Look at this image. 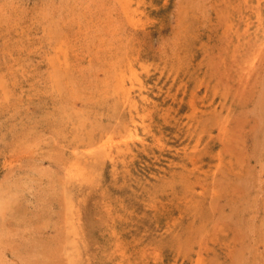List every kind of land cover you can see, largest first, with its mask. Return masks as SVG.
<instances>
[{
  "label": "rangeland",
  "instance_id": "1",
  "mask_svg": "<svg viewBox=\"0 0 264 264\" xmlns=\"http://www.w3.org/2000/svg\"><path fill=\"white\" fill-rule=\"evenodd\" d=\"M262 10L0 0V264H264Z\"/></svg>",
  "mask_w": 264,
  "mask_h": 264
},
{
  "label": "bare ground",
  "instance_id": "2",
  "mask_svg": "<svg viewBox=\"0 0 264 264\" xmlns=\"http://www.w3.org/2000/svg\"><path fill=\"white\" fill-rule=\"evenodd\" d=\"M216 1H217V0H216ZM218 1H220V0H218ZM229 1H230V0H229ZM231 1H233V0H231ZM140 2H141V1H139V3H140ZM131 3H132V2H131ZM260 3H261V2H260ZM221 4H223V6H224V5H227V4H225V3H221ZM258 4H259V3H258ZM261 4H262V3H261ZM131 5H132V4H131ZM131 5H130V7H131ZM213 5H215V4H213ZM228 5H229V4H228ZM247 5H248V4H247ZM252 5H253V4H252ZM255 5H256V3H255ZM255 5H253V7H254ZM128 6H129V4H128ZM215 6H216V5H215ZM229 6H231V5H229ZM229 6H228V7H229ZM250 6H251V4H250ZM225 7H226V6H225ZM247 7H248V6H247ZM261 7H262V6H261ZM128 8H129V7H128ZM129 9H130V8H129ZM126 10L128 11V9H126ZM228 10H229V9H228ZM254 10H255V9H254ZM246 11H247V10H246ZM250 12H251V11H250ZM256 12H258V11H255V13H256ZM261 12H264V11L262 10ZM125 13H126V12H125ZM226 13H227V12H226ZM245 13H246V12H245ZM126 14H127V13H126ZM129 14H130V13H129ZM124 15H125V14H124ZM233 15H234V14H233ZM126 16H127V15H126ZM245 16H246V15H245ZM258 16H260V15H258ZM135 17H136V16H135ZM226 17H227V16H226ZM251 17H252V16H251ZM253 17H256V16L253 15ZM253 17H252V18H253ZM235 18H236V17H235ZM245 18H246V17H245ZM260 18H261V17H260ZM226 19H227V18H226ZM255 19H256V18H255ZM255 19H254V20H255ZM231 20H232V19H231ZM231 20H229V22H230ZM254 20H253V21H254ZM232 21H233V20H232ZM232 21H231V22H232ZM227 22H228V21H227ZM229 22H228V23H229ZM231 22H230V23H231ZM251 22H252V21H251ZM257 22H258V21H257ZM132 23H133V22H132ZM246 23H247V22H246ZM134 24H135V22H134ZM232 24H233V23H232ZM232 24H231V25H232ZM252 24H253V23H252ZM225 25H228V24H225ZM256 25H257V24H256ZM228 26H229V25H228ZM228 26H227V27H228ZM232 26H233V25H232ZM238 26H241V25H238ZM248 26H249V25H248ZM248 26H246V28H247ZM234 28H236V26H235ZM237 28H238V27H237ZM246 28H245V29H246ZM225 29H227V28H225ZM223 30H224V29H223ZM223 30H222L220 33H222V34H223V33H226V32H223ZM242 31H243V30H242ZM262 31H263V30H262ZM219 35L221 36V34H219ZM239 37H240V36H239ZM225 38H226V37H225ZM232 38H233V37H232ZM220 39H221V38H220ZM229 40H230V38H229ZM222 42L224 43V40H223ZM258 44H259V43H258ZM260 44H261V42H260ZM243 45H244V44H243ZM228 46H229V45H227V47H228ZM235 46H236V45H235ZM262 46H263V45H262ZM260 47H261V45H260ZM229 48H230V46H229ZM231 48H232V47H231ZM236 48H237V46H236ZM256 48H257V46H256ZM258 48H259V47H258ZM255 51H256V50H255ZM257 51H258V50H257ZM257 51H256V52H257ZM260 51H261V50H260ZM231 52H232V51H231ZM256 52H254V53H256ZM261 52H262V51H261ZM233 53H234V52H233ZM240 53H241V52H240ZM257 53H260V52L258 51ZM58 55H59V54H58ZM227 55H228V54H227ZM227 55H226V56H227ZM224 57H225V55H224ZM221 59H222V58H221ZM50 60H51V59H50ZM134 60H135V59H134ZM55 61H56V60H55ZM241 61H242V60H241ZM52 62H53V60H52ZM65 62H66V61H65ZM242 62H243V61H242ZM253 62H254V61H253ZM253 62H252V64H253ZM223 63H224V62H223ZM223 63H222V64H223ZM115 65H116V64H115ZM55 66H56V65H55ZM118 67H119V66H118ZM222 67H224V65H223ZM230 67H231V66H230ZM249 67H250V65H249ZM120 68H121V67H120ZM124 68H125V67H124ZM131 68H132V67H131ZM60 69H61V68H60ZM60 69H59V70H60ZM239 69H240V66H239ZM111 70H112V69H111ZM111 70H110V71H111ZM114 70H115V69H114ZM133 70H134V69H133ZM230 70H231V69H230ZM246 70H247V69H246ZM249 70H250V69H249ZM112 71H113V70H112ZM136 71H137V70H136ZM241 71H242V68H241ZM123 72H124V71H123ZM139 72H140V70H139ZM224 72H225V71H224ZM110 73H111V72H110ZM126 73H127V72H126ZM113 75H114V74H113ZM128 75H129V74H128ZM114 76H115V75H114ZM117 76H118V75H117ZM117 76H115V77H117ZM221 76H223V74H221ZM247 76H248V75H247ZM106 77H107V75H106ZM129 77H130V76H129ZM129 77H128V78H129ZM149 77H150V76H149ZM225 77H226V76H225ZM144 78H145V77H144ZM146 78H147V77H146ZM239 78H240V77H239ZM244 78H245V75H244ZM219 79H220V78H219ZM234 80H235V78H234ZM137 82H138V81H137ZM110 83H111V82H110ZM113 83H114V82H113ZM132 84H133V83H132ZM136 85H137V84H136ZM106 86H107V85H106ZM124 86H125V85H124ZM128 86H129V85H128ZM137 86H138V85H137ZM115 87H116V86H115ZM141 87H142V85H141ZM107 88H108V87H107ZM129 88H130V87H129ZM160 88H161V87H160ZM118 89H119V88H118ZM144 89H145V88H144ZM109 90H110V89H109ZM114 91H115V90H114ZM128 91H130V90H128ZM144 91H145V90H144ZM110 92H111V91H110ZM117 92H118V91H117ZM197 92H198V91H197ZM120 93H121V92H120ZM113 94H114V93H113ZM116 94H117V93H115V95H116ZM227 94H228V93H227ZM117 95H118V94H117ZM117 95H116V96H117ZM133 95H134V94H133ZM166 95H167V94H166ZM110 96L112 97V94H111ZM123 96H124V95H123ZM142 96H143V95H142ZM121 98H122V97H121ZM121 98H120V99H121ZM139 98H140V97H139ZM145 98H146V97H145ZM111 99H113V98H111ZM130 99H131V98H130ZM122 101H123V100H122ZM124 101H125V100H124ZM255 101H256V100H255ZM115 102H116V101H115ZM128 102H129V101H128ZM138 102H139V101H138ZM257 102H258V101H257ZM117 103H118V104H116V105L118 106V105H119V102H117ZM139 103H140V102H139ZM193 103H194V102H193ZM133 104H134V103H133ZM151 104H152V103H151ZM224 105H225V104H224ZM114 106H115V104H114ZM258 106H259V105H258ZM258 106H257V107H258ZM119 107H120V106H119ZM136 107H137V106H136ZM120 108H121V107H120ZM134 108H135V107H134ZM142 108H143V107H142ZM197 108H198V107H197ZM226 108H227V107H226ZM118 109H119V108H118ZM132 109H133V108H132ZM147 109H148V108H147ZM216 109H217V108H216ZM260 109H261V107H260ZM1 110H2V109H1ZM127 110H128V109H127ZM227 110H228V109H227ZM227 110H226V111H227ZM117 111H118V110H117ZM223 111H224V110H223ZM259 111H260V110H259ZM261 111H262V110H261ZM261 111H260V112H261ZM0 112H1V111H0ZM3 113H4V112H3ZM115 113H116V112H115ZM121 113H122V111H121ZM146 113H148V112H146ZM149 113H150V112H149ZM221 114H222V112H221ZM259 114H260V113H259ZM2 115H3V114H2ZM116 115H118V114H116ZM121 115H122V114H121ZM147 115H148V114H147ZM263 115H264V114H263ZM119 116H120V115H119ZM120 117H121V116H120ZM225 117H226V116H225ZM123 118H124V117H123ZM129 118H131V117H129ZM143 118H144V117H143ZM131 119H132V118H131ZM131 119H130V120H131ZM159 119H160V118H159ZM140 120H141V119H140ZM149 120H150V119H149ZM210 120H211V119H210ZM220 121H221V120H220ZM117 122H118V121H117ZM224 123H225V122H224ZM141 124H144V123H141ZM141 124H140V125H141ZM145 124H146V123H145ZM145 124H144V125H145ZM131 125H132V124H131ZM224 125H226V124H224ZM147 126H148V125H147ZM152 126H153V125H152ZM219 126H221V124H220ZM219 126H218V127H219ZM222 126H223V125H222ZM82 127H83V126H82ZM115 127H116V126H115ZM183 127H184V126H183ZM225 127H226V126H225ZM89 128H91V127L89 126ZM96 128H97V127H96ZM130 128H131V127H130ZM145 128H146V127H145ZM77 129H78V128H77ZM83 129H84V127H83ZM93 129H94V128H93ZM99 129H100V128H99ZM124 129H126V128H124ZM223 129H224V128H223ZM89 130H91V129H89ZM96 130H97V129H96ZM78 131H79V129H78ZM109 131H110V130H109ZM109 131H108V132H109ZM132 131H133V130H132ZM143 131H144V130H143ZM145 131H146V129H145ZM147 131H148V130H147ZM154 131H155V130H154ZM215 131H216V130H215ZM88 132H89V131H88ZM95 132H96V131H95ZM218 132H220V131H218ZM224 132H225V131H224ZM90 133H91V132H90ZM127 133H128V132H127ZM133 133H134V132H133ZM150 133H151V132H150ZM210 133H211V132H210ZM221 133H222V132H221ZM104 134H105V133H104ZM222 134H223V133H222ZM94 135H95V134H94ZM106 135H110V134H106ZM120 135H122V134H120ZM148 135H149V134H148ZM95 137H96V136H95ZM155 137H156V136H155ZM155 137H153V138H155ZM161 137H162V136H161ZM92 138H93V137H92ZM122 138H123V137H122ZM164 138H165V137H164ZM221 138H222V137H221ZM155 139H156V138H155ZM94 140H96V139L94 138ZM110 140H111V139H110ZM131 140H132V139H131ZM78 141H79V140H78ZM91 141H92V140H91ZM138 141H139V140H138ZM110 142H111V141H110ZM145 142H146V141H145ZM162 142H163V141H162ZM95 143H96V142H95ZM97 143H98V142H97ZM114 143H116V142H114ZM129 143H130V142H129ZM140 143H141V142H140ZM140 143H139V144H140ZM143 143H144V142H143ZM85 144H86V143H85ZM85 144H84V145H85ZM105 144H106V141H105L104 144L101 143V146L103 147V146H105ZM123 144H124V143H123ZM132 144H133V143H132ZM89 145H90V144H89ZM95 145H96V144H95ZM98 145H99V144H98ZM110 145H111V144H110ZM110 145H109V146H110ZM86 146H87V145H86ZM86 146H85V147H86ZM90 146H91V145H90ZM93 146H94V145H93ZM146 146H147V145H146ZM149 146H150V145H149ZM77 147H79V146H77ZM77 147H76V148H77ZM102 147H100V148H102ZM134 147H135V146H134ZM115 148H116V147H115ZM162 148H163V146H162ZM164 148H165V147H164ZM166 148H167V147H166ZM91 149H92V148H91ZM91 149H90V150H91ZM105 149H106V148H105ZM107 149H108V148H107ZM136 149H138V148H136ZM92 150H94V149H92ZM99 150H100V149H99ZM141 150H142V149H141ZM132 151H133V150H132ZM146 151H147V150H146ZM164 151H165V150H164ZM116 152H117V151H115V153H116ZM136 152H137V151H136ZM139 152H140V151H139ZM95 153H96V152H95ZM104 153H105V152H104ZM120 153H121V152H120ZM122 153H123V151H122ZM97 154H99V153H97ZM108 154H109V152H108ZM127 154H128V152H127ZM130 154H131V153H130ZM156 154H157V153H156ZM92 155H93V154H92ZM140 155H141V153H140ZM76 156H77V155H76ZM93 156H94V155H93ZM93 156H92V157H93ZM77 157H79V156H77ZM92 157H91V158H92ZM98 157H99V155H98ZM98 157H97V158H98ZM101 157H103V156H101ZM109 157H110V156H109ZM155 157H156V156H155ZM130 158H131V157H130ZM85 159H86V158H85ZM105 159H106V158H105ZM87 160H88V159H87ZM99 160H100V159H99ZM88 161H89V160H88ZM108 161H109V160H108ZM120 161H121V159H120ZM85 163H86V162H85ZM93 163H94V162H93ZM113 163H114V162H113ZM115 163H116V161H115ZM87 164H88V163H87ZM119 164H120V163H119ZM125 164H126V163H125ZM127 164H129V163H127ZM130 164H131V163H130ZM130 164H129V165H130ZM72 165H73V164H72ZM112 165H113V164H111V166H112ZM114 165H115V164H114ZM134 165H135V164H134ZM133 167H134V166H133ZM84 168H85V167H84ZM126 168H127V167H126ZM65 169H66V168H65ZM92 169H94V166H93ZM92 169H90V170H92ZM111 169H112V167H111ZM120 169H121V168H120ZM134 169H135V168H134ZM68 170H69V169H68ZM74 170H75V169H74ZM78 170H80V169L78 168ZM94 170H95V169H94ZM116 170H117V169H116ZM101 171H102V170H101ZM101 171H100V172H101ZM108 171H109V170H108ZM66 172H68V171H66ZM69 172H70V171H69ZM75 172H76V170H75ZM93 172H94V171H93ZM120 172H121V171H120ZM79 173H80V172H79ZM81 173H82V172H81ZM116 173H118V172H116ZM122 173H123V172H122ZM124 173H125V172H124ZM151 173H152V172H151ZM157 173H159V172H157ZM180 173H181V172H180ZM67 174H69V173H67ZM85 174H86V176H88L87 173H85ZM111 174H112V173H111ZM111 174H110V176H111ZM125 174H126V173H125ZM139 174H141V173H139ZM65 175H66V174H65ZM79 175H80V174H79ZM117 175H118V174H117ZM135 175H136V174H135ZM98 176H100V175H98ZM104 176H105V175H104ZM115 176H116V175H115ZM120 177H121V175H120ZM134 177H136V176H134ZM140 177H141V176H140ZM153 177H154V176H153ZM80 178H81V176H80ZM84 178H85V177H84ZM94 178H95V177H94ZM98 178H99V177H98ZM109 178H110V177H109ZM87 179H88V178H87ZM87 179H86V180H87ZM110 179H111V178H110ZM114 179H116V178H114ZM130 179H132V178H130ZM140 179H141V178H140ZM149 179H150V178H149ZM62 180H63V179H62ZM66 180H67V179H66ZM77 180H78V179H77ZM80 180H81V179H80ZM86 180H85V181H86ZM102 180H103V179H102ZM112 180H113V179H112ZM112 180H111V181H112ZM124 180H125V179H124ZM158 180H159V178H158ZM82 181H83V180H82ZM109 181H110V180H109ZM111 181H110V182H111ZM113 181H114V180H113ZM130 181H131V180H130ZM134 181H135V180H133V182H134ZM141 181H142V180H141ZM143 181H145V180H143ZM68 182H69V181H68ZM87 182H88V181H87ZM61 183H62V182H61ZM66 183H67V181H66ZM119 183H120V182H119ZM127 183H128V182H127ZM127 183H126V184H127ZM62 184H63V183H62ZM112 184H113V183H112ZM129 184H130V183H129ZM76 185H77V184H76ZM82 185H83V184H82ZM82 185H81V186H82ZM130 185H131V184H130ZM158 185H159V184H158ZM72 186H73V185H72ZM110 186H111V185H110ZM113 186H115V184H114ZM123 186H125V185H123ZM127 186H128V185H127ZM131 186H132V185H131ZM131 186H129V187H131ZM134 186H136V185H134ZM145 186H146V185H145ZM79 187H80V186H79ZM69 188H71V187H69ZM82 188H83V186H82ZM90 188H91V187H90ZM95 188H96V187H95ZM102 188H104V187H102ZM108 188H109V187H108ZM92 189H93V188H92ZM105 189H106V188H105ZM105 189H103V191H104ZM143 189H144V188H143ZM63 190H64V188H63ZM77 190H78V189H77ZM118 190H119V189H118ZM120 190H121V188H120ZM138 190H140V189L138 188ZM68 191H69V190H68ZM94 191H95V190H94ZM151 191H152V190H151ZM89 192H90V190H89ZM91 192H93V191H91ZM119 192H120V191H119ZM148 192H149V191H148ZM148 192H147V193H148ZM63 193H64V192H63ZM94 193H95V192H94ZM99 193H100V192H99ZM101 193H102V192H101ZM65 194H66V193H65ZM76 194H77V193H76ZM89 194H90V193H89ZM97 194H98V193H97ZM111 194H112V193H111ZM121 194H122V193H121ZM69 195H71V194H69ZM72 195H73V194H72ZM103 195H104V192H103ZM103 195H102V196H103ZM105 195H106V194H105ZM116 195H117V194H116ZM149 195H150V194H149ZM66 196H67V194H66ZM75 196H77V195H75ZM85 196L88 197V195H85ZM99 196H100V195H99ZM106 196H108V195H106ZM109 196H110V193H109ZM111 196H112V195H111ZM111 196H110V197H111ZM103 197H104V196H103ZM103 197H102V198H103ZM113 197H114V196H113ZM102 198H101V199H102ZM117 198L119 199L120 197H117ZM143 198H144V197H143ZM70 199H71V198H70ZM99 199H100V198H99ZM110 199H111V198H110ZM128 199H129V198H128ZM132 199H133V198H132ZM67 200H68V199H67ZM105 200H106V199H105ZM108 200H109V199H108ZM72 201H74V200H72ZM87 201H88V200H87ZM93 201H94V200H93ZM113 201H117V200L114 199ZM119 201H120V200H119ZM150 201H151V200H150ZM94 202H95V201H94ZM102 202H103V200H102ZM107 202H108V201H107ZM107 202H106V204H107ZM109 202H110V201H109ZM152 202H153V201H152ZM62 203H63V202H62ZM71 203H72V202H71ZM87 203H88V202H87ZM87 203H86V204H87ZM118 203H119V202H118ZM64 204H66V203H64ZM77 204H78V203H77ZM91 204H92V203H91ZM109 204H110V203H109ZM66 205H67V204H66ZM80 205H81V204H80ZM80 205H79V206H80ZM93 205L95 206V205H97V204L95 203V204H93ZM107 205H108V204H107ZM113 205H114V204H113ZM81 206H82V205H81ZM108 206H109V205H108ZM110 206H112V205H110ZM73 207H74V206H73ZM89 208H90V207H89ZM95 208H96V207H95ZM78 209H79V208H78ZM84 209H85V208H84ZM91 209H92V208H91ZM111 209H112V208H111ZM65 210H66V209H65ZM74 210H75V209H74ZM85 210H87V209H85ZM109 210H110V209H109ZM83 211H84V210H83ZM92 211H93V210H92ZM96 211H97V210H96ZM111 211H112V210H111ZM78 212H79V211H78ZM118 212H119V211H118ZM86 213H87V212H86ZM86 213H85V214H86ZM103 213L106 214V212H103ZM110 213H111V212H110ZM113 213H114V212H113ZM3 215H4V214H3ZM68 215H69V214H68ZM82 215H83V213H82ZM87 215H89V214L87 213ZM87 215H86V216H87ZM108 215H109V214H108ZM112 215H113V214H112ZM76 216H77V215H76ZM103 216H104V215H103ZM104 217H105V216H104ZM2 218H3V217H2ZM108 218H110V216H109ZM67 219H68V218H67ZM114 219H115V218H114ZM117 220H118V219H117ZM62 221H63V220H62ZM65 221H66V220H65ZM97 221H98V220H97ZM97 221H96V219H95V222H97ZM69 222H71V221H69ZM81 222H82V221H81ZM106 222H107V221H106ZM72 223H73V222H72ZM78 223H79V222H78ZM97 223H98V222H97ZM74 224H75V223H74ZM64 225H66V224H64ZM76 225H77V224H76ZM76 225H75V226H76ZM88 226H89V224H88ZM91 226H92V225H91ZM97 226H98V224H97ZM103 226H104V225H103ZM84 227H85V226H84ZM89 227H90V226H89ZM91 228H93V227H91ZM104 228H105V227H104ZM104 228H103V229H104ZM65 229H66V228H65ZM65 229H64V230H65ZM97 230H98V229H97ZM104 230H105V229H104ZM86 231H87V230H86ZM105 231H106V230H105ZM65 232H66V231H65ZM103 232H104V231H103ZM108 232H109V231H108ZM108 232H106V233H108ZM110 233H111V232H110ZM63 234H64V233H63ZM78 234H80L79 231H78ZM83 234H84V233H83ZM101 234H102V233H101ZM66 235H67V234H66ZM84 235H85V234H84ZM84 235H83V236H84ZM69 236H71V235H69ZM90 237H91V236H90ZM90 237H89V239H90ZM121 237H122V236H121ZM73 238H74V237H73ZM84 238H85V237H84ZM94 238H95V237H94ZM122 238H123V237H122ZM60 239H61V238H60ZM64 239H65V238H64ZM82 239H83V238H82ZM95 239H96V238H95ZM113 239H115V238H113ZM81 241H82V240H81ZM83 241H84V240H83ZM86 241H88L87 238H86ZM107 241H108V240H107ZM111 241H112V240H111ZM119 241H121V240H119ZM122 241H123V240H122ZM60 242H61V241H60ZM63 242H64V241H63ZM66 242H67V241H66ZM71 242H72V241H71ZM61 243H62V242H61ZM73 243H74V242H73ZM83 243H84V242H82V244H83ZM112 243H114V242H112ZM119 243H120V242H119ZM64 244H65V243H64ZM80 244H81V243H80ZM125 244H126V243H125ZM125 244H124V245H125ZM60 245H61V244H60ZM90 245H91V244H90ZM90 245H89V246H90ZM74 246H75V245H74ZM104 246H105V245H104ZM108 246H110V245H108ZM118 246H119V245H118ZM81 247H82V246H81ZM84 247H86V246H84ZM90 247H91V246H90ZM119 247H120V246H119ZM121 247H122V246H121ZM48 249H49V248H48ZM59 249H60V248H59ZM61 249H62V248H61ZM103 249H104V248H103ZM114 249H116V248H114ZM50 250H51V249H50ZM50 250H49V251H50ZM88 250H89V249H88ZM101 250H102V249H101ZM105 250H106V249H105ZM58 251H59V250H58ZM81 251H82V250H81ZM89 251L91 252V250H89ZM51 252H52V251H51ZM82 252H83V251H82ZM90 252H88V253H90ZM102 252H103V251H102ZM107 252H108V251H107ZM127 252H128V251H127ZM79 253H80V252H79ZM108 253H109V252H108ZM60 254H62V253H60ZM67 254H68V253H67ZM74 254H76V253H74ZM74 254H73V255H74ZM99 254H100V253H99ZM111 254H113V253H111ZM126 254H127V253H126ZM56 255H57V254H56ZM78 255H79V254H78ZM83 255H84V254H83ZM93 255H94V254H93ZM79 256H80V255H79ZM90 256H92V255H90ZM105 256H106V255H105ZM80 257H81V256H80ZM117 257H118V255H117ZM129 257H131V256H129ZM129 257H128V258H129ZM62 258H63V257H62ZM125 258H126V257H125ZM58 259H59V258H58ZM63 259H64V258H63ZM56 260H57V259H56ZM59 260H60V259H59ZM59 260H58V261H59ZM68 260H69V259H68ZM72 260H73V259H72ZM96 260H98V259H96ZM115 260H116V259H115ZM60 261H61V260H60ZM60 261H59V262H60ZM69 261H70V260H69ZM78 261H79V260H78ZM122 261H123V260H122ZM63 262H64V260H63ZM75 262H76V261H75ZM80 262H81V261H80ZM90 262H91V261H90ZM88 263H89V262H88ZM88 263H87V264H88ZM91 263H92V262H91ZM65 264H67V263H65ZM78 264H79V263H78ZM92 264H93V263H92ZM96 264H97V263H96ZM115 264H116V263H115Z\"/></svg>",
  "mask_w": 264,
  "mask_h": 264
}]
</instances>
